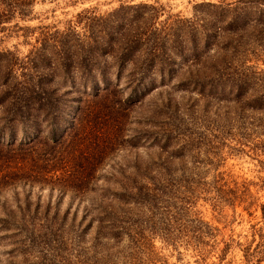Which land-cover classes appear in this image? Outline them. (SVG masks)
I'll return each mask as SVG.
<instances>
[{
	"label": "rangeland",
	"instance_id": "rangeland-1",
	"mask_svg": "<svg viewBox=\"0 0 264 264\" xmlns=\"http://www.w3.org/2000/svg\"><path fill=\"white\" fill-rule=\"evenodd\" d=\"M140 1L154 5V10L149 7L144 10L153 11L155 15L149 14L150 20L154 27L163 29L161 35L168 36V40L175 38L167 48H179L184 29L202 34L205 21L201 9L205 8L206 1L231 0H0V19L9 20L4 24L11 26L18 21L24 25L17 29H0V49L9 48L18 60L24 61L33 45H38L36 35L41 26L46 25L49 31L55 28L62 31L70 18L75 29L68 43H74V36L83 37L85 32L81 17L77 15L84 7L96 6V12L103 13L119 5ZM64 37L63 33L58 36L59 39ZM198 37L201 41V36ZM239 48L243 59H251L249 63L264 67V46L252 41ZM175 50L172 54L178 60ZM106 58L102 63L111 64V58ZM176 65L179 66V63ZM130 66L129 61L125 64V71ZM180 70L176 75H180ZM21 71L16 63L14 73L19 75ZM57 82L60 84L57 93L63 94L60 114L54 124L57 137L51 136L53 125L49 127L46 120L40 119L39 133L36 131L34 149L30 147V151L39 153L37 157L36 152H33L45 176L72 177L78 174L80 165L85 163L90 151V144L95 142V165L90 175L96 180L97 187L79 195L49 188L46 181L40 185L37 181L25 180L18 182L15 187L6 188V185L2 186L3 182L0 183V264H7L5 249L11 247L2 238L6 232L5 224H16L9 220V213L20 217L23 211L57 212L64 218V231L68 237L75 231L80 232L82 226H73L72 218L76 216L75 221L78 223L85 212H92V199L109 192L105 188L107 185L116 188L118 180L137 177L136 163H141V167L150 164L153 151L158 149L151 136L161 126L174 128L176 134L179 131L178 142L188 143L182 157L173 161L175 169L170 172L169 178L181 183H185L183 178L192 180L190 190L182 197L180 192L170 195V199L167 197V208L160 209L162 214L158 212L149 216L152 224L156 225V231L146 234L147 248H138L139 251L132 249L128 236L123 234L117 242L109 239L107 243L114 246L108 249H105V240L101 238L104 246L97 250L107 255L108 264H264V250L259 251L260 248L250 258L245 257L246 246L252 250L260 240V234L264 233V216L260 206L264 201L262 112H236L228 101L217 100L214 96H210L204 104L195 90L186 88L177 91L170 84L146 90L138 100H128L132 88L126 85L124 74L119 84L121 101L112 100L111 94L104 98L88 93L80 97V93L74 91L63 93L69 88L70 82H63L58 75L52 80L53 85ZM172 82H177V76ZM167 92H171L176 106H173V102L170 106L166 105ZM54 96L56 94H50L49 99ZM111 104L114 107L112 114H109L107 110ZM78 108L80 117H74ZM117 125L120 131L114 140L113 132ZM64 129L67 130L66 134L61 133ZM33 133V129L17 128L14 144L27 140ZM12 135L10 131L4 133L7 136L4 145ZM108 137L112 138L111 142H107ZM50 149L51 153H44ZM217 187H222L223 191L219 193ZM184 198L185 204L182 203ZM134 211L150 214L145 205L134 206ZM89 218V215L86 216L82 223ZM23 223L20 218L18 224ZM166 226L170 228L167 233L162 230ZM92 235L93 228L81 230V247L91 246ZM37 249V245H34L29 250L27 260L36 258ZM96 254L101 255L98 252ZM12 259L20 263L23 257L18 254Z\"/></svg>",
	"mask_w": 264,
	"mask_h": 264
},
{
	"label": "trees",
	"instance_id": "trees-1",
	"mask_svg": "<svg viewBox=\"0 0 264 264\" xmlns=\"http://www.w3.org/2000/svg\"><path fill=\"white\" fill-rule=\"evenodd\" d=\"M204 6L201 9L205 21L202 34L197 35V31L184 29L179 48H167L175 38L168 40V36L161 35L163 29L154 27L150 20L153 11L144 10L145 7L154 10V5L140 1L119 5L103 13H97L96 6L84 7L77 15L81 17L85 32L83 37L74 36V43H68L69 36L73 35L75 29L70 18L62 31L58 28L49 31L46 25L41 26L36 35L38 45H33L24 61L18 60L13 50L0 49L2 186L15 187L18 182L25 180H34L43 185L46 181L49 188H57L61 193L79 195L97 187L96 180L90 175L95 165V142L90 144L85 163L80 165L82 170L79 169L78 174L72 177L45 176L33 154L36 150L30 151L31 148L34 149L32 146L37 132L39 133L40 119L46 120L49 127L53 125L51 136L57 137L54 124L60 114V99L63 95L57 93L60 89L59 82L54 85L52 83L57 75L63 82H70L69 88L63 93L79 92L80 97L84 93L95 97L101 95L104 98L111 94L112 100H120L119 84L124 74L126 85L132 88L127 96L128 100H138L146 90L170 84L177 91L186 88L195 90L204 104L210 96H214L217 100L228 101L236 112L259 110L264 114V67L249 63L251 59H243L239 48L240 45L252 41L264 46V0L206 1ZM7 21L9 20L0 19L1 30L24 26L18 21L8 26L4 24ZM78 21L79 19L76 20ZM62 33L65 37L59 39L58 36ZM198 36H201V41ZM174 49L178 60L172 54ZM106 57L111 58V64L102 63V60H107ZM129 61L131 66L125 71V64ZM177 62L179 66L176 65ZM16 63L22 69L19 75L14 73ZM184 65L181 71L180 68ZM179 70L181 72L178 76L176 74ZM175 75L176 83L172 82ZM50 94L56 96L49 99ZM173 100L171 92H167L166 105L170 106ZM173 104L176 106L175 102ZM111 105L107 110L109 114H112L114 107ZM79 113L78 108L73 114L74 117H78ZM19 127L21 130L33 129L34 133L16 145V130ZM119 129L120 126L117 125L113 132L114 140L119 135ZM178 129L180 130L179 126ZM64 130L61 133L66 134L67 130ZM7 131L13 135L4 145L3 141L7 139L4 133ZM174 131L170 126H161L160 130H154L151 139L158 149L153 151L150 164L141 167V163H136L134 166L138 171L137 177L118 180L116 188L104 186L109 192L92 199L93 211L85 212L78 223L75 221L76 216L72 218L73 226H82L80 232L75 231L72 236L68 237L64 231V218L57 212L50 214L49 211H23L20 217L9 213V220L16 224H5L6 232L2 237L11 245L5 249L8 254L7 264H108L107 255L102 250H97L104 246L101 238L105 240V249H108L114 245H109L107 241L113 239L117 242L123 234L128 236L132 249L147 248L146 234L156 231V225L152 224L149 216L158 212L162 214L160 209L167 208V197L170 199V195L175 192L182 193V197L191 188L192 180L183 178L185 183H181L169 178L170 172L175 169L173 161L182 157L188 145L187 141L179 143V131L177 134ZM111 141L112 138L108 137L107 142ZM44 153H51V149ZM217 190L220 193L223 188L217 187ZM185 202L184 198L182 203ZM136 205H145L150 214L134 211ZM260 206L264 216V201ZM88 215L90 218L83 224ZM20 218L23 219V224H18ZM91 228V246L81 247V230ZM162 230L167 233L170 228L166 226ZM260 237L252 250L246 246V259L253 252H257L258 248L259 251L264 250V233ZM34 245L38 248L34 255L36 258L27 260L26 255ZM261 245L263 246L260 247ZM96 252L101 255L98 256ZM18 254L23 257L20 263L12 259Z\"/></svg>",
	"mask_w": 264,
	"mask_h": 264
}]
</instances>
